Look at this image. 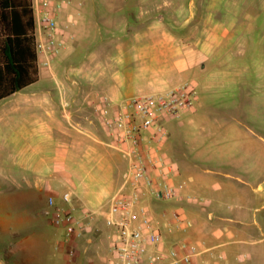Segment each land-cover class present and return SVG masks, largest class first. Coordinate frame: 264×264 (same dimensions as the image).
Wrapping results in <instances>:
<instances>
[{
	"label": "crops",
	"instance_id": "obj_1",
	"mask_svg": "<svg viewBox=\"0 0 264 264\" xmlns=\"http://www.w3.org/2000/svg\"><path fill=\"white\" fill-rule=\"evenodd\" d=\"M59 1L50 9L64 46L49 66L37 51V80L0 100V264H106L113 257L106 212L129 162L114 145L103 109L183 83L195 87L197 98L182 113L185 150L168 179L184 194L204 183L216 195L205 203L172 204L195 220L188 236L216 246L225 255L222 264H232L226 237L248 230L208 221L205 210L212 205L225 211L219 199L228 188L245 199L239 211L246 213L251 198L242 184L250 182L240 176L255 172L247 158L262 154L244 140L243 128L260 118L261 84L256 48L249 63L247 40L233 37L244 25L241 7L218 0H70L56 10ZM171 142L170 132L162 147L169 161ZM51 195L84 218V237L67 239L64 227L56 226L61 237L50 230L44 209ZM143 204L160 218L170 211L148 196ZM47 245L54 257H45Z\"/></svg>",
	"mask_w": 264,
	"mask_h": 264
},
{
	"label": "built area",
	"instance_id": "obj_2",
	"mask_svg": "<svg viewBox=\"0 0 264 264\" xmlns=\"http://www.w3.org/2000/svg\"><path fill=\"white\" fill-rule=\"evenodd\" d=\"M69 1L60 0L56 10ZM52 2L34 0L37 51L40 63L46 66L65 44L57 14L50 9ZM196 98L195 87L183 83L165 91L108 103L103 109L104 124L114 145L129 162L125 181L106 212V223L113 229V257L106 264H206L208 256L214 259L208 264H222L225 255L217 252L216 246L188 236L195 225L192 217L175 209L169 218V211H164L160 218L142 203L149 195L160 202L195 199L168 179L176 167L162 147L170 135L167 118L193 108ZM63 197L65 202L72 198L70 192ZM44 212L55 226L64 227L67 239L86 235L84 218L58 204L54 195L49 196ZM89 215L93 217L94 213ZM174 232L181 235L171 237Z\"/></svg>",
	"mask_w": 264,
	"mask_h": 264
},
{
	"label": "rangeland",
	"instance_id": "obj_3",
	"mask_svg": "<svg viewBox=\"0 0 264 264\" xmlns=\"http://www.w3.org/2000/svg\"><path fill=\"white\" fill-rule=\"evenodd\" d=\"M218 4L222 6H240L241 7V20L244 25L241 29L237 30L233 37L243 38L247 40L244 51L247 54L246 59L249 63L252 62L250 55L253 53V48H256L257 52V80L261 84V105H260V118L257 122H248L244 127V140L246 148L251 146H259L262 150V154L256 158H247V165H256L257 170L252 174H241V182L249 181L242 184L247 187L248 196L251 198V202L248 205L246 213L241 214L240 204L242 198H236V193L231 189L221 190L223 191L222 197L219 201L226 202L227 208L225 211L218 209L215 206H208L205 210V217L208 221L215 223H222L229 225L233 230L236 228H246L248 231L244 234L233 233L226 237L228 241L226 248L232 249L229 252V258L232 264H264V0H218ZM255 44V45H254ZM184 114V113H183ZM181 114L178 117H169L166 120V125L171 132V151L168 152V157L172 164L183 155L185 150L186 136L188 133L187 128L182 126ZM249 127L255 130L256 135H251ZM200 173H203L200 170ZM125 179V178H124ZM247 184V185H246ZM233 190V189H232ZM188 194H192L195 197V202L205 203L207 199H215L216 195L209 187L204 183H201L199 187H194L188 190ZM148 198L154 203L159 205H166L170 208L167 218L173 210L178 209L177 206L172 204V201L160 202L153 196L149 195ZM182 199L181 201H186ZM143 203V202H142ZM213 203V202H212ZM215 205V203H214ZM206 206V205H205ZM13 207V206H11ZM1 209V207H0ZM4 210H0V213H4ZM213 212L214 219L209 218V213ZM220 217L225 218L222 220ZM261 226L263 228H261ZM50 230L58 237L62 236L61 229L53 224H49ZM55 250L50 248V245L44 250L46 258L54 257ZM2 254L0 252V259ZM55 264H68L64 260H57ZM81 264H89L88 260H83ZM97 264H102L100 261Z\"/></svg>",
	"mask_w": 264,
	"mask_h": 264
},
{
	"label": "trees",
	"instance_id": "obj_4",
	"mask_svg": "<svg viewBox=\"0 0 264 264\" xmlns=\"http://www.w3.org/2000/svg\"><path fill=\"white\" fill-rule=\"evenodd\" d=\"M34 0H0V100L38 78Z\"/></svg>",
	"mask_w": 264,
	"mask_h": 264
}]
</instances>
